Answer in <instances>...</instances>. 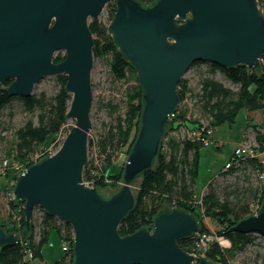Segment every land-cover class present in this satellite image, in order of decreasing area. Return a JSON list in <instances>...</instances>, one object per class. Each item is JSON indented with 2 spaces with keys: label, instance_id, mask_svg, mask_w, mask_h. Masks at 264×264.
<instances>
[{
  "label": "water",
  "instance_id": "95a60500",
  "mask_svg": "<svg viewBox=\"0 0 264 264\" xmlns=\"http://www.w3.org/2000/svg\"><path fill=\"white\" fill-rule=\"evenodd\" d=\"M113 0H0V85L9 95L30 96L47 75H67L72 96L67 112L75 124L59 149L27 166L13 193L24 203L23 235L0 226V245L24 238L36 206L73 228L72 264H223L180 246L178 239L202 230L198 218L165 203L151 227L121 234L135 208L136 182L155 165L180 104L178 84L197 61L262 69L264 11L259 0H115L108 24L134 67L142 88L140 126L112 193L85 183L92 128L94 35L90 18ZM65 58L54 61L57 51ZM231 231L264 236V202Z\"/></svg>",
  "mask_w": 264,
  "mask_h": 264
},
{
  "label": "trees",
  "instance_id": "16d2710c",
  "mask_svg": "<svg viewBox=\"0 0 264 264\" xmlns=\"http://www.w3.org/2000/svg\"><path fill=\"white\" fill-rule=\"evenodd\" d=\"M138 1L146 6L154 0ZM262 1L264 0H259V3ZM107 5L111 6L108 22L97 17L91 19L89 23L94 35V57L106 59L110 75L114 79L123 80L132 76L135 84L129 86L125 92L124 109L121 111L118 104L110 103L114 108L112 112L116 115L113 114L111 121L104 125V130L95 139L89 138V152L91 153L93 148L95 151L85 165L83 178L94 183L99 190L110 184L109 181L116 185L123 180L124 165L116 168L115 158L126 146H129L128 153L130 152L139 130L142 111V88L136 71L124 57L108 29L116 10V2L113 0ZM64 58L65 54L56 55L54 61L59 62ZM201 63H205L206 68L199 70L197 92L193 94L186 78H181L178 84L180 98L186 93L192 95L209 119L206 126L198 125L197 128H202L206 132L208 128L214 129L226 121L234 122L242 109L249 112L264 110V56L260 70L246 65L223 67L202 60H197L192 65ZM217 72L237 84L238 90L234 91L218 79ZM9 82L0 85V108L14 98H19L30 116L14 128V144L6 153L12 159L24 162L37 148L49 143L54 134L65 127L72 96L66 90V74L57 75V90L51 95L41 91L26 97L11 96L5 89ZM177 111L176 109L173 117L175 120H179ZM181 125L183 130L177 138H169V134L166 135L154 167L139 176L135 208L120 223L119 231L125 235L142 226L151 227L154 216L168 202L194 214L203 231H209L205 223L206 218L216 224L220 234H224L228 240L230 248L226 252L214 240L209 243L202 256L213 262L230 264L229 256L234 257L238 252L246 250L249 245L257 243V237L260 235L256 232L244 233L229 229L240 219L254 213L258 203L264 202V188L259 182V175L264 173V161L259 155H246L236 160L230 167L224 166V169L208 183L198 201L194 184L198 175L200 149L205 143L189 135L188 124L182 122ZM260 126L262 125L259 123L253 126V140L258 152L264 150V127ZM106 177L109 179H105ZM10 201L14 208L16 203L21 206L19 211L10 217H13L10 221L11 227H8L7 219L0 222V226L8 232H20L23 235L26 226L24 203L11 198ZM51 229L57 231L62 242L68 243V249H63L62 257L51 264H72L74 257L72 226L61 218L50 215L40 206L35 207L31 229L26 231L24 238L16 243L0 245V264H34L35 259L43 258V246L49 239ZM193 240L194 236L191 235L178 239V242L185 250L192 252ZM249 263L264 264V252L257 251L255 257H250L241 264Z\"/></svg>",
  "mask_w": 264,
  "mask_h": 264
},
{
  "label": "rangeland",
  "instance_id": "374dc122",
  "mask_svg": "<svg viewBox=\"0 0 264 264\" xmlns=\"http://www.w3.org/2000/svg\"><path fill=\"white\" fill-rule=\"evenodd\" d=\"M259 5L264 11V1H262L261 4L259 3ZM110 12L111 6L106 5L102 13L99 15V18L107 23ZM91 19L92 18H90V20ZM64 54L65 51L61 50L57 51L55 56ZM205 68V63L191 65L182 77L188 79L189 86H191L193 94L197 92L199 88V70ZM216 77L223 81L227 86L231 87L234 91L238 90V85L225 78L220 72L216 73ZM91 78L93 86V105L91 110L92 128L90 130L89 138L95 139L96 136L104 130V125L111 121L113 114L116 115V113L112 112V109L114 108L110 105V103L118 104L120 110L122 111L126 102L125 92L129 86L135 84V80L132 76L123 80L114 79L110 75L106 59L100 57H94ZM56 90L57 75H47L35 84L33 93L45 91L51 95L54 94ZM191 96L192 95L186 93L183 98H180V104L177 107L179 120L172 118L169 125V131L167 133L170 136L169 138H177V136L181 134L183 130V127H181L182 122L188 124L190 128L193 129H197L196 126L198 125L201 127L206 126L209 122V119L203 112L201 106L196 102L195 98ZM254 115L258 118L259 123L262 125L260 127H264V110H261V113L259 114L254 113ZM29 116L30 114L24 110L19 98H14L11 102L0 108V159L5 156L10 157V155L6 152L9 149L11 150L14 144L13 130L29 118ZM246 118L247 111L245 109L240 110L234 122L230 123L226 121L215 127V137H220L221 140L225 141L224 143L217 146L218 142L213 138L209 144L201 147L198 175L194 184L196 200H200L199 198L203 195L208 183L220 173L226 162L231 159V142L241 139L242 135L246 134ZM74 124L75 119H68L65 127L56 132L49 143L36 149L34 154L37 156L33 159L29 158L24 161L26 168L29 164L37 161L38 159L48 156L50 152L57 151L63 143L67 130H69ZM190 128H188L189 132L193 130ZM198 129L200 128L198 127ZM250 133H252V131H250ZM245 139L255 143L253 137H246ZM128 149L129 146H126L118 152V156L115 158L114 162L117 166L116 168H120L124 165L128 155ZM92 150L93 151L91 153L88 152V159L92 158L95 148ZM262 152H264V150ZM19 175L20 172L10 170L6 175L0 178V222H3L6 219V221L9 220L8 227H11L10 221L13 220V217L10 218L11 215H13L14 212H18L21 206V204L16 203V207L14 208L11 206L10 201V193L13 191L14 184ZM105 179L109 178L106 177ZM85 182L87 183V181ZM259 182L264 188V179H259ZM108 183L110 184H106L103 187H105L106 192L109 191L110 193L121 186L120 181L116 185H112V181H109ZM89 184L94 186V183ZM137 184L138 181L135 186ZM260 204L261 203H258L257 208ZM205 223L209 228V232L213 235V237H217V242L220 243L221 247L227 252L230 247L228 246V240H226L224 234H220L216 224H214L210 219L206 218ZM15 233L20 234V232ZM62 245L63 242L57 231L55 229H51L49 239L43 246V258H37L33 263L51 264L60 259L64 254ZM257 251L264 252V236L261 234L257 237V243L249 245L246 250L238 252L234 257L229 256V263L241 264L250 257H255Z\"/></svg>",
  "mask_w": 264,
  "mask_h": 264
},
{
  "label": "built area",
  "instance_id": "2783aa9c",
  "mask_svg": "<svg viewBox=\"0 0 264 264\" xmlns=\"http://www.w3.org/2000/svg\"><path fill=\"white\" fill-rule=\"evenodd\" d=\"M262 61H263V58H262ZM174 116H175V111L171 114V118H173ZM213 133H214L213 128H208L206 132H204L202 130V128H200V129L197 128V129H193L192 131H190L189 135L195 137L198 140H202L205 143V145H207L213 139ZM255 145L256 144H254L250 140L240 141L234 147L231 159L226 162L225 167H230L236 160H238L239 158H241L243 156L258 155L259 152H258V150H256ZM55 152H50L49 155H51ZM35 156H37V155H35L33 153V154H31V156L29 158L33 159ZM10 170H13L15 172H20V174H21L26 170V166H25L24 162L18 161L16 159H12L10 157L1 158L0 159V178L3 177L4 175H6L8 173V171H10ZM259 178L264 179V173H261L259 175ZM89 183L90 182L87 181L88 185H90ZM10 198L15 199V195H14L13 191H11V193H10ZM259 206H258V208H259ZM258 208L256 206L254 213L258 210ZM193 236H194L193 251L191 253L198 255V256H201L203 254V252H205V250H207V248L209 247V243L216 240V238H217V237H213V235L207 230H204V231L201 230L200 232L195 233ZM62 248L64 250H67L68 249V243L63 242ZM29 256H31V252H29Z\"/></svg>",
  "mask_w": 264,
  "mask_h": 264
},
{
  "label": "crops",
  "instance_id": "0c3cea01",
  "mask_svg": "<svg viewBox=\"0 0 264 264\" xmlns=\"http://www.w3.org/2000/svg\"><path fill=\"white\" fill-rule=\"evenodd\" d=\"M254 113H258V114H259V113H261V110L251 111V112L247 111L246 129H245V130H247V132H246L245 135H242L241 139H239V140H234L233 142H231V145H232V152H233V149H234V147L236 146V144H238L240 141L247 140V139H245L246 137H249V138L253 137V138H254V131H253L254 127H253V126H254L255 124H258V123H259V120H258V118L254 115ZM259 124H260V123H259ZM250 131H252V133H250ZM213 138L218 142V143H217V146H219V145H221L222 143L225 142V141L221 140L220 137H215V128H214ZM220 147H221V146H220ZM230 152H231V150H230ZM232 152L230 153L231 156H232ZM258 155H259V157L261 158V160L264 161V152H259ZM224 166H225V165H224ZM222 169H224V167H223ZM222 169H221V170H222Z\"/></svg>",
  "mask_w": 264,
  "mask_h": 264
}]
</instances>
